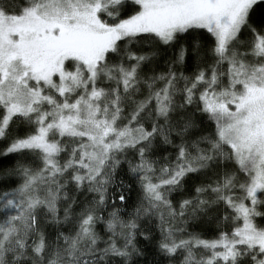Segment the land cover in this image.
<instances>
[{"label": "snow or ice", "instance_id": "snow-or-ice-1", "mask_svg": "<svg viewBox=\"0 0 264 264\" xmlns=\"http://www.w3.org/2000/svg\"><path fill=\"white\" fill-rule=\"evenodd\" d=\"M0 264H264V0H0Z\"/></svg>", "mask_w": 264, "mask_h": 264}]
</instances>
